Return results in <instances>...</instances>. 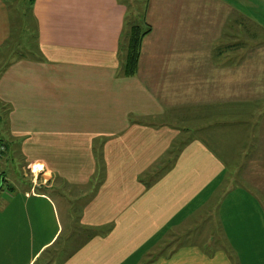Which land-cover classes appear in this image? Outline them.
Wrapping results in <instances>:
<instances>
[{
	"label": "crops",
	"instance_id": "1",
	"mask_svg": "<svg viewBox=\"0 0 264 264\" xmlns=\"http://www.w3.org/2000/svg\"><path fill=\"white\" fill-rule=\"evenodd\" d=\"M139 1L151 31L125 76L123 0H34L18 56L0 0V264H264V111L227 113L264 100V44L210 60L227 21L264 27V0ZM226 194L218 255L199 218Z\"/></svg>",
	"mask_w": 264,
	"mask_h": 264
},
{
	"label": "rangeland",
	"instance_id": "2",
	"mask_svg": "<svg viewBox=\"0 0 264 264\" xmlns=\"http://www.w3.org/2000/svg\"><path fill=\"white\" fill-rule=\"evenodd\" d=\"M123 1L126 3V7H127L126 23H125V29H124V32H126L131 24L139 23V21L143 20L141 17L144 13L145 5L147 7V3L145 1V3L143 4L139 0H123ZM8 4H9V9H10L9 12H10L11 23H12V28H13L12 40L16 41V38H18L22 41V44H18V46L16 47L15 53L17 56L23 53L29 55L31 51H34L37 49L36 47V23L31 13V0H8ZM253 10L255 12L259 11L261 13H264V10H259V9H253ZM145 20H146V17L144 18V22H146ZM260 20L264 23V18ZM228 23H231V22L227 21V25L226 26L222 25L221 26L222 30L219 29L218 33H216V37H218L219 39L217 40L215 48L213 49L215 55L213 54V56H211L210 58L211 63L215 65L216 67H220V66L222 67L224 65L234 64V63H237L236 65L239 66L240 63L238 60L241 57L239 53H238L239 56L235 55L236 52L240 50V51H243L242 54H245V52L248 49L257 47L258 44H264V27L254 26L251 24L238 25L235 23L233 24H228ZM148 25L151 27L150 24ZM257 33L260 36V40H261L260 42L255 41L254 38L252 37L256 35ZM203 44H205V42H203ZM203 47H207V46L204 45ZM209 49H210V46H209ZM211 50H212V47H211ZM121 57H123L122 48H121ZM243 58L244 57H242L241 59ZM139 63H140V58H139ZM262 101L264 100L258 99L257 103L255 104L254 102L251 103L249 102V100H247L243 104L232 105V109L227 107V113L231 111V114L240 115L242 112L250 113V112L255 111L256 113L261 114L264 111V105L261 104ZM234 117L235 116H232V118ZM222 126L223 125H221V123L220 124L217 123L216 130L222 128ZM227 128L229 129L234 128L236 130L239 129V127L237 126L235 127V126H230V125H228ZM219 142H222V138L219 139ZM225 142H227L228 144H231V142L233 143V140L230 137V138H227ZM212 147L216 149H220V151L217 152V155H219L224 160L227 167H229L228 170L236 171L234 167H235L236 161L239 160L240 154L238 152H234V150L230 146H227L226 151L224 148L220 147V145H214ZM259 164L262 165L263 163L260 161ZM254 165H256V162L254 163ZM237 171L236 173L233 172V175L236 174V177H237ZM246 171H248V175H251V176L246 175L247 179L257 178V177H254V175H252L251 173H249V170H246ZM259 171L261 170H258V172ZM262 172L264 176V169L262 170ZM241 178H243L242 182H244L245 179L243 175L241 176ZM259 179L260 181L263 180V183H264V177H260ZM223 189L221 188L219 191H222ZM224 198L226 201L222 200V198L216 199L214 202V208H213V205L211 206V208L213 209H211L208 206L211 211L210 210L208 211V208H206L207 206H204L206 209L205 208L201 209V211L204 210L203 211L204 214H206L205 211H208V213L210 212L211 217H208L207 219H205L202 217L203 214H201L200 216L201 218H199L200 234H199V238H197L198 243H200V245H205V249H207L208 251L212 253H216L218 255L219 253H222L221 248H224L225 254H227V234L225 233L226 237L225 239H223L224 236H223V233L221 232V226L225 227L223 223L227 225V218L226 219L223 218V213L227 211V194ZM225 214H227V212ZM252 227L254 228V230H257L256 234L258 235L264 234V228L259 226V223L257 226L256 221H255V224L252 222ZM224 230L225 229H223V231ZM250 232L251 231L246 230L247 235L250 237L252 241L251 237L254 233L252 232L250 233ZM210 238L212 239L211 241H210ZM254 252L255 250H252L249 253L251 254ZM233 253L235 254L237 260H239L238 258H240V255L238 251L236 253V250L234 249ZM252 260H255V259H252Z\"/></svg>",
	"mask_w": 264,
	"mask_h": 264
},
{
	"label": "trees",
	"instance_id": "3",
	"mask_svg": "<svg viewBox=\"0 0 264 264\" xmlns=\"http://www.w3.org/2000/svg\"><path fill=\"white\" fill-rule=\"evenodd\" d=\"M33 1L31 0V5ZM141 18L142 21L131 24L127 31L121 34L123 53L121 72L125 76H133L137 73L143 39L151 31V27L144 22V14Z\"/></svg>",
	"mask_w": 264,
	"mask_h": 264
},
{
	"label": "built area",
	"instance_id": "4",
	"mask_svg": "<svg viewBox=\"0 0 264 264\" xmlns=\"http://www.w3.org/2000/svg\"><path fill=\"white\" fill-rule=\"evenodd\" d=\"M5 150H6L5 145L3 143H0V159L2 158Z\"/></svg>",
	"mask_w": 264,
	"mask_h": 264
}]
</instances>
